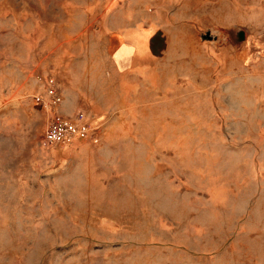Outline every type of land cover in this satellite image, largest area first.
<instances>
[{"label": "rangeland", "instance_id": "1", "mask_svg": "<svg viewBox=\"0 0 264 264\" xmlns=\"http://www.w3.org/2000/svg\"><path fill=\"white\" fill-rule=\"evenodd\" d=\"M0 264H264V0H0Z\"/></svg>", "mask_w": 264, "mask_h": 264}, {"label": "built area", "instance_id": "2", "mask_svg": "<svg viewBox=\"0 0 264 264\" xmlns=\"http://www.w3.org/2000/svg\"><path fill=\"white\" fill-rule=\"evenodd\" d=\"M49 103L55 104L60 101L61 94L53 85L45 89ZM86 130L84 114L76 110L71 116H63L55 112L48 116L43 130V139L49 142L64 141L75 134H84Z\"/></svg>", "mask_w": 264, "mask_h": 264}, {"label": "crops", "instance_id": "3", "mask_svg": "<svg viewBox=\"0 0 264 264\" xmlns=\"http://www.w3.org/2000/svg\"><path fill=\"white\" fill-rule=\"evenodd\" d=\"M145 30L146 29H144L142 32L141 31L139 32V36H141V38H142L143 35H145V34L148 33ZM142 43L143 42L141 41V39H140V42L137 43V44H134V46L131 45V44H127L125 42H122L120 44V46L118 47V52H117L118 57H121L120 55L123 54V53L124 54L127 53L129 55H131L132 53H134L135 56L137 55V56H141V57L142 56L145 57L147 55H152V52H151L152 49H149V47L151 46V43H150V45L148 43V46L147 45L143 46Z\"/></svg>", "mask_w": 264, "mask_h": 264}, {"label": "water", "instance_id": "4", "mask_svg": "<svg viewBox=\"0 0 264 264\" xmlns=\"http://www.w3.org/2000/svg\"><path fill=\"white\" fill-rule=\"evenodd\" d=\"M238 37L241 38L242 37V34L241 32H238Z\"/></svg>", "mask_w": 264, "mask_h": 264}]
</instances>
